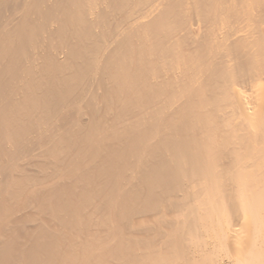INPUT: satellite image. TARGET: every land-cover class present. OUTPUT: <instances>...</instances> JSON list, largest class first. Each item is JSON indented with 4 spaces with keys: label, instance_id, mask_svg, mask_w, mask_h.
Listing matches in <instances>:
<instances>
[{
    "label": "bare ground",
    "instance_id": "1",
    "mask_svg": "<svg viewBox=\"0 0 264 264\" xmlns=\"http://www.w3.org/2000/svg\"><path fill=\"white\" fill-rule=\"evenodd\" d=\"M0 264H264V0H0Z\"/></svg>",
    "mask_w": 264,
    "mask_h": 264
}]
</instances>
